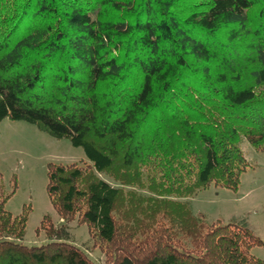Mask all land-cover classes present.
Wrapping results in <instances>:
<instances>
[{"label":"trees","instance_id":"trees-1","mask_svg":"<svg viewBox=\"0 0 264 264\" xmlns=\"http://www.w3.org/2000/svg\"><path fill=\"white\" fill-rule=\"evenodd\" d=\"M4 117L82 147L46 189L105 264H261L244 221L207 223L186 198L236 188L243 145L264 150V0H0ZM4 199L0 264H95L47 215V239L23 242Z\"/></svg>","mask_w":264,"mask_h":264},{"label":"rangeland","instance_id":"rangeland-1","mask_svg":"<svg viewBox=\"0 0 264 264\" xmlns=\"http://www.w3.org/2000/svg\"><path fill=\"white\" fill-rule=\"evenodd\" d=\"M250 165L241 171L236 188L210 181L186 198L195 214L205 222L226 223L244 221L259 237L260 244L249 252L264 264V150L244 144ZM88 163L81 146L66 137H54L23 119H0V193L5 197L4 209L12 215L26 212L23 242L39 243L47 239L40 227L45 215L55 226L61 224L72 241L83 248L95 264H105V246L89 230L88 225L74 215L63 219L55 211L48 195L47 166L53 164ZM111 184L107 175L100 173ZM47 224V220H43Z\"/></svg>","mask_w":264,"mask_h":264}]
</instances>
